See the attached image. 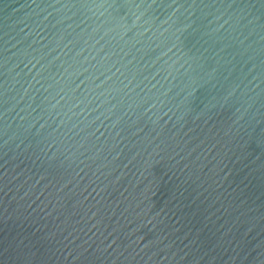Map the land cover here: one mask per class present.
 <instances>
[{
    "label": "water",
    "instance_id": "95a60500",
    "mask_svg": "<svg viewBox=\"0 0 264 264\" xmlns=\"http://www.w3.org/2000/svg\"><path fill=\"white\" fill-rule=\"evenodd\" d=\"M0 264H264V0H0Z\"/></svg>",
    "mask_w": 264,
    "mask_h": 264
}]
</instances>
